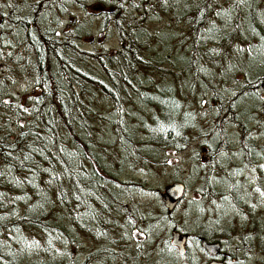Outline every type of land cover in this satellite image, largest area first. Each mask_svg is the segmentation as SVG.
Here are the masks:
<instances>
[{
  "label": "trees",
  "instance_id": "trees-1",
  "mask_svg": "<svg viewBox=\"0 0 264 264\" xmlns=\"http://www.w3.org/2000/svg\"><path fill=\"white\" fill-rule=\"evenodd\" d=\"M1 2L0 264L130 263L148 254L197 264L169 238L159 245L174 212L141 202L152 192L141 182L119 180L123 169H149L159 153L191 146L198 201L184 202L183 215L198 230L187 236L224 242L234 229L241 252L264 255L256 214L264 165L258 171L255 161L264 144L248 139L264 131V60L252 74L236 66L250 51L264 55V0H98V30L118 46L101 54L77 43L94 21L71 10L90 0ZM61 16L71 22L56 34ZM24 82L29 92L19 98ZM132 231L146 243L130 246Z\"/></svg>",
  "mask_w": 264,
  "mask_h": 264
},
{
  "label": "rangeland",
  "instance_id": "rangeland-1",
  "mask_svg": "<svg viewBox=\"0 0 264 264\" xmlns=\"http://www.w3.org/2000/svg\"><path fill=\"white\" fill-rule=\"evenodd\" d=\"M30 1L33 2L35 0H30ZM97 1L98 0H90L89 2L90 6H88L86 9L78 10V9L72 8L71 10L72 14L76 16L77 19L87 20V21H89L88 19H93L94 21V22L89 23L91 25L88 27V30L85 34L82 33L79 35L80 37L77 40L79 50L87 51L93 54L112 52L114 49H117L118 46L115 41V37L112 33L108 34L107 37H104V35H101V32H99L98 30L97 24L100 22L101 18L92 9V6H94V4ZM3 10H5L4 5L0 0V13ZM58 22L60 23L56 26V30H55L56 34L63 33L64 31H66V25L69 22H71V17L61 16ZM263 60H264V55H262L261 52L250 51V53L242 55V57L237 62L236 66L241 71L248 73V74H252L256 69H258V66L263 64L262 63ZM261 68H263V66H261L260 69ZM239 78H240V75L235 74V79L238 80ZM28 92H29L28 85L25 82L19 84L14 89V94L19 98L26 96ZM245 103H248V102H245ZM227 122H229L228 119H227ZM233 132L234 131L232 128L228 129V134L230 136V142H232L233 144H236V138ZM250 138H251V141L257 145L264 144V131L255 130L253 131V133H251V137L250 136L248 137V139ZM195 150L196 149L193 148L192 146L183 152H177L174 150L167 149L163 151V153H159L158 155H156V157H154L155 165H152L151 168L149 169L146 168L145 166L144 167L145 169H141L137 167L135 170L123 169L124 172H119V175H120L119 180L123 182H127V181L134 182V183L141 182L145 189L152 191L151 193L149 192L142 193L140 197L142 199L141 202H143L147 206L152 207L154 209H156V206L162 209V206L158 200V197L155 191H160L164 185L172 183L173 181H178L181 183L185 182L186 184L189 185V190H191L189 192V195H186L184 200L181 202V204L175 209L174 213L170 217V221L166 220L162 224L159 237H157L158 239H160L159 241L160 246H161V242L163 241V238H166V237L169 238L170 231L174 227H178L176 231H178L181 234H186V232L188 231L195 233L198 230L196 225H194L192 221H190L186 215L185 216L183 215L184 202H186L187 200H193L195 202L198 201L197 194L194 193L192 190L198 186L199 181L197 179V174L194 173L195 172L194 169L190 170V166H189V161L191 160V158L195 157V152H194ZM258 153L259 155L255 159V161L258 164L256 166L259 167L258 168V171H259L260 167H263L264 165L263 163L264 151L258 150ZM197 155H198V159L202 158V154H197ZM116 159H117L116 157L112 159V164H114V166L112 167V175H116L117 173L116 166L118 162ZM159 162H161L160 165H158ZM243 169L247 171L246 168H243ZM190 173H193V174L191 175ZM258 175L260 174L258 173ZM252 176H253L252 173H243V176L241 177L243 178V182L248 183V184H253L254 180ZM259 195H261L260 196L261 202H264L263 193ZM195 204L196 203L192 204L191 207H193ZM260 204L261 203H259L258 210L256 212L259 218L257 222L258 224H262L260 220L264 219V207L260 206ZM230 233L234 235L227 238L229 242L228 244L224 243L223 245L224 246L223 253L225 254L226 259L224 257L218 258L219 261H222L224 264H264V261L262 263L261 261H259L261 257H263L264 255L261 254V252L256 248H252V250L246 249L247 251L252 252V253L249 252L247 254H245L246 251H244L243 253H240V250L239 251L235 250L234 248H236L237 246L236 238H238L237 236L235 237V235H237V233H236V230L234 229L231 230ZM252 240L256 241V238ZM128 241H129L130 246H135L140 243H143V244L146 243L145 237L139 231H132L130 233V238H128ZM188 243L189 244L187 246V249L189 250L191 259L194 260V258H198L197 264H201L203 263V261L207 262L208 259L200 255L197 245L194 244L193 238H191V240H189ZM168 244H169V240H168ZM159 245H158V249L160 248ZM152 248L154 250H157V247L155 244L152 246ZM173 252L175 253V249L173 250ZM148 253H151V252H148ZM148 255L146 259H142L141 261H134L130 263H127V262L122 263L116 260L115 258L111 264H169L168 262H172L171 264H181L180 258L170 259L169 261V259H166V257L163 256L162 259L158 260L157 258L154 257V254L152 255V257ZM167 256L169 257V255ZM155 261L156 263H153Z\"/></svg>",
  "mask_w": 264,
  "mask_h": 264
},
{
  "label": "water",
  "instance_id": "water-1",
  "mask_svg": "<svg viewBox=\"0 0 264 264\" xmlns=\"http://www.w3.org/2000/svg\"><path fill=\"white\" fill-rule=\"evenodd\" d=\"M2 20L0 18V25ZM159 202L166 215H171L176 206L185 197V187L182 183L174 181L166 184L160 191H157ZM186 234H181L176 230H172L169 235V245L174 248L179 255L185 252ZM200 248L204 253L211 258L207 264H223L221 261H216L215 258L220 252V245L217 242H207L204 239L199 241Z\"/></svg>",
  "mask_w": 264,
  "mask_h": 264
},
{
  "label": "flooded vegetation",
  "instance_id": "flooded-vegetation-1",
  "mask_svg": "<svg viewBox=\"0 0 264 264\" xmlns=\"http://www.w3.org/2000/svg\"><path fill=\"white\" fill-rule=\"evenodd\" d=\"M179 206V204L176 206V208ZM175 208V209H176ZM175 209H174V211H175ZM172 230H175V229H172ZM171 230V231H172ZM186 236H187V234H186ZM191 238H193V241H194V244L195 245H197V247H198V250H199V253H200V255L201 256H203L204 258H207L208 260H207V262L206 261H203V263H201V264H207L210 260H211V258H209V256H207L205 253H204V251L200 248V245H199V241L201 240V239H204V238H201V237H188L187 236V238H186V242H185V245H184V248H185V250L187 249V246H188V242H189V240H191ZM204 240H206V239H204ZM207 241V240H206ZM207 242H210V241H207ZM211 242H217V241H211ZM240 243V242H242V240H240L239 238H236V244L237 243ZM219 245H220V252H219V254H218V256L215 258V260L216 261H219L218 260V258H222V257H224L225 258V254L223 253V249H224V243L225 244H228L229 242H228V240H225L224 242H217ZM237 245H240V244H237ZM236 248H237V246H236ZM236 248H234L235 250H236ZM239 250H242V246L240 245V248H239ZM241 252V251H240ZM243 252V251H242ZM241 252V253H242ZM227 257V256H226ZM226 259V258H225ZM222 262V261H221ZM223 263V262H222ZM224 264V263H223Z\"/></svg>",
  "mask_w": 264,
  "mask_h": 264
}]
</instances>
